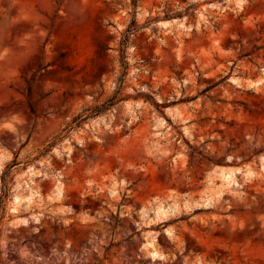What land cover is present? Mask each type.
<instances>
[{
	"label": "rangeland",
	"instance_id": "374dc122",
	"mask_svg": "<svg viewBox=\"0 0 264 264\" xmlns=\"http://www.w3.org/2000/svg\"><path fill=\"white\" fill-rule=\"evenodd\" d=\"M0 264H264V0H0Z\"/></svg>",
	"mask_w": 264,
	"mask_h": 264
},
{
	"label": "trees",
	"instance_id": "16d2710c",
	"mask_svg": "<svg viewBox=\"0 0 264 264\" xmlns=\"http://www.w3.org/2000/svg\"><path fill=\"white\" fill-rule=\"evenodd\" d=\"M115 98H116V96H113L112 98H110L106 102H104L101 106L94 108L91 111V114H95V113L100 112L101 110H103V109L111 106L113 103H115ZM5 176H6V172H4L2 174V177H1L2 185H3L4 189L6 188V185H5Z\"/></svg>",
	"mask_w": 264,
	"mask_h": 264
},
{
	"label": "bare ground",
	"instance_id": "6f19581e",
	"mask_svg": "<svg viewBox=\"0 0 264 264\" xmlns=\"http://www.w3.org/2000/svg\"><path fill=\"white\" fill-rule=\"evenodd\" d=\"M221 181L229 184L231 181H233L232 173H224L221 175ZM161 210V208H160ZM158 210V211H160Z\"/></svg>",
	"mask_w": 264,
	"mask_h": 264
}]
</instances>
